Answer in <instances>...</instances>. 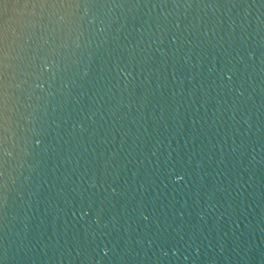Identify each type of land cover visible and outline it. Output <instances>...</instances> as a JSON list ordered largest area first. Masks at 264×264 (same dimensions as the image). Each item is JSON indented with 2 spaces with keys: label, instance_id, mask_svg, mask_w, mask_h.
<instances>
[{
  "label": "water",
  "instance_id": "95a60500",
  "mask_svg": "<svg viewBox=\"0 0 264 264\" xmlns=\"http://www.w3.org/2000/svg\"><path fill=\"white\" fill-rule=\"evenodd\" d=\"M0 264H264V0H0Z\"/></svg>",
  "mask_w": 264,
  "mask_h": 264
},
{
  "label": "clouds",
  "instance_id": "9594fccd",
  "mask_svg": "<svg viewBox=\"0 0 264 264\" xmlns=\"http://www.w3.org/2000/svg\"><path fill=\"white\" fill-rule=\"evenodd\" d=\"M34 7L46 9L47 5L46 4H37Z\"/></svg>",
  "mask_w": 264,
  "mask_h": 264
}]
</instances>
